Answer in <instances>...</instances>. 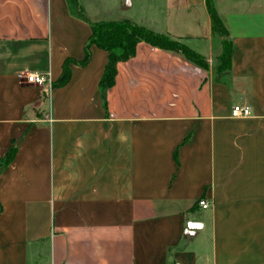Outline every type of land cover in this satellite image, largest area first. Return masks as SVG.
<instances>
[{
	"label": "crops",
	"instance_id": "0c3cea01",
	"mask_svg": "<svg viewBox=\"0 0 264 264\" xmlns=\"http://www.w3.org/2000/svg\"><path fill=\"white\" fill-rule=\"evenodd\" d=\"M147 1L78 0L207 67L140 41L104 107L107 52L94 44L52 86L90 34L67 1L0 0V156L16 145L0 173V264H264V0H212L233 45L222 73L206 0Z\"/></svg>",
	"mask_w": 264,
	"mask_h": 264
},
{
	"label": "trees",
	"instance_id": "16d2710c",
	"mask_svg": "<svg viewBox=\"0 0 264 264\" xmlns=\"http://www.w3.org/2000/svg\"><path fill=\"white\" fill-rule=\"evenodd\" d=\"M66 1L71 13L90 25V34L84 44V57L80 60L71 57L66 58L63 61L60 76L56 81L52 82L53 87L62 86L68 82L71 75L70 64L74 63L84 66L88 63L90 47L93 44L107 52V61L98 82V89L104 107H106V91L115 83L117 63L131 58L135 54L137 43L140 41H144L160 49L177 52L201 67H207V61L204 56L168 34L155 32L126 18L118 20H92L86 15L78 0ZM206 4L211 20L212 32L221 38L222 49L217 56L216 71L217 73H222L228 71L231 67L233 45L223 21L213 7L212 0H206ZM15 154L16 145L13 143L0 156V173L12 162ZM1 209L0 204V212Z\"/></svg>",
	"mask_w": 264,
	"mask_h": 264
},
{
	"label": "built area",
	"instance_id": "2783aa9c",
	"mask_svg": "<svg viewBox=\"0 0 264 264\" xmlns=\"http://www.w3.org/2000/svg\"><path fill=\"white\" fill-rule=\"evenodd\" d=\"M18 75L24 82L27 83L42 84L47 81L46 75L38 72H19ZM249 113V107L243 105H234L231 111L232 116H247ZM198 203L202 208H206L208 206V202L202 198Z\"/></svg>",
	"mask_w": 264,
	"mask_h": 264
},
{
	"label": "rangeland",
	"instance_id": "374dc122",
	"mask_svg": "<svg viewBox=\"0 0 264 264\" xmlns=\"http://www.w3.org/2000/svg\"><path fill=\"white\" fill-rule=\"evenodd\" d=\"M147 2L150 3V0L147 1ZM114 11H116V10L114 9ZM131 12H132V11H131ZM119 13H120V12H116V13L114 12L112 15H119ZM124 13H127V12H124ZM120 15H123V14H120Z\"/></svg>",
	"mask_w": 264,
	"mask_h": 264
}]
</instances>
